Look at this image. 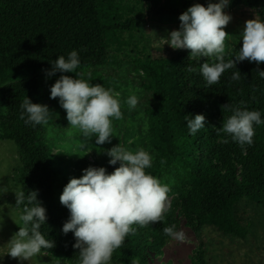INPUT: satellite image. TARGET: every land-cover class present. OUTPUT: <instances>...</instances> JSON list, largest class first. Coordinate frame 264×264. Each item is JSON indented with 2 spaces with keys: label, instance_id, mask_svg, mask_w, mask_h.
Instances as JSON below:
<instances>
[{
  "label": "trees",
  "instance_id": "16d2710c",
  "mask_svg": "<svg viewBox=\"0 0 264 264\" xmlns=\"http://www.w3.org/2000/svg\"><path fill=\"white\" fill-rule=\"evenodd\" d=\"M142 1L146 16L141 12H127L120 1L0 0V101L20 107L29 97L33 103L46 104L52 111V106L45 103L50 94L44 92L38 72L52 69V63L59 56L67 58L73 50L78 52L81 62L77 72H82L85 79L90 75L92 84L100 83L112 89L119 88L123 80L119 74L122 65L118 57L127 53L144 55L146 59L138 64L152 74L140 83L151 98L146 106L156 150L151 174L157 176L172 168L179 181L189 182L190 187L181 190L180 198L191 227H195L197 219L199 224L213 226L223 234L246 237L250 225L242 222L236 206L248 198L264 208V123L254 125L255 135L249 145L248 176L244 182L236 173L220 169L207 155H199L198 150L203 145L204 136L222 134H217L208 125L213 112L234 114L235 108L257 110L264 121L262 78L258 72H253L256 68L264 71V64L245 61L238 80L208 85L183 54L152 57L149 42L140 29L146 17L180 16L196 0H182L179 4L173 0ZM239 5H245L264 17V0H231L228 8ZM61 75L76 76L75 73L60 72L53 76L59 78ZM225 105L228 107L223 110ZM197 114L206 117V126L193 135L185 116L194 118ZM54 122L51 113L49 124ZM25 128L22 123L18 130L13 127L6 132V136L13 139L24 136ZM45 141V125H35L32 134L25 139L32 152L29 163L36 169L34 179L38 200L47 210V220L64 224L70 212L67 208L62 209L55 199L54 185L60 179V171L55 167L51 149ZM24 194L27 197L29 192ZM134 227L136 233L126 237L112 260L121 264H131L134 257L140 262L145 260L148 233L138 225ZM62 234L66 248L70 237ZM196 264L207 262L202 257Z\"/></svg>",
  "mask_w": 264,
  "mask_h": 264
},
{
  "label": "rangeland",
  "instance_id": "374dc122",
  "mask_svg": "<svg viewBox=\"0 0 264 264\" xmlns=\"http://www.w3.org/2000/svg\"><path fill=\"white\" fill-rule=\"evenodd\" d=\"M120 1L127 12H141L146 16V6L142 0H106ZM182 0H173L179 4ZM209 0H196L195 3H202L207 6ZM218 2V0H213ZM233 19L225 28L229 37L225 41V61L235 58L239 48L242 47V31L245 22L254 19L256 14L264 20L257 11L239 5L234 8H226ZM179 16L171 14L151 15L146 17L140 29L149 42V52L152 57H166L173 54H183L190 63L199 70V77L206 81L200 71L203 62L210 64L214 58L191 57L190 51L186 49H173L164 43V38L171 31L179 30ZM144 55L123 54L118 57L122 65L119 74L123 77L119 88L115 89L121 93V110L123 119L114 120V136L111 143L96 145L95 137L88 142L85 148H81L84 140L78 129L70 126L67 120V113L61 107L59 98L51 99L48 96L45 103L52 106V113L55 122L45 126L46 145L51 149V156L54 165L60 171V179L54 185L55 199L62 209H66L60 203V195L71 178H80L83 170L89 166L105 167L111 174L116 165H111L106 152L108 149L122 143L130 150L144 148L153 159L155 158V147L149 127V120L146 113V106L151 98L145 93L140 83L151 77V72H146L138 61L144 60ZM116 67V66H115ZM245 61L237 64V67L226 70L219 83H228L231 75L243 70ZM119 69V66H117ZM51 69H41L38 72L40 81L43 84L45 93L50 94L51 86L57 79L54 76H47ZM264 87V78H262ZM138 96V105L130 109L126 101L130 95ZM22 109L15 104H6L0 101V264H78V249L73 245L76 243L74 234L69 232V246L63 245L62 229L64 224L54 223L47 220L41 225V233L46 239L54 240L55 247L42 249L41 253L30 261H19L7 256V243L24 226L20 217L23 214V207H16V194L18 190L29 192L37 190L35 182L36 169L29 163L32 152L26 137L32 134L33 124H25V135L17 138H9L6 132L13 127L17 130L24 120L20 119ZM141 113L143 115H141ZM233 114L213 112L208 125L211 129L222 128L224 121ZM27 118V117H25ZM51 129V131H49ZM28 131H31L29 134ZM221 135L203 137V145L199 148L198 154H205L210 157L213 163L223 171L236 173L238 178L244 182L248 176L249 145L241 146L233 141L231 135L221 131ZM24 139V141H22ZM24 142L27 144H24ZM26 153V156H23ZM151 174V169L146 170ZM162 183L170 187L169 206L160 222L149 224L145 227H138L148 233L146 240L144 264H196L204 257L207 264H264V208L248 198L240 201L236 206V213L244 224L250 225V233L246 237H239L231 234H223L216 228L206 224H199L195 219V227H191L181 207L180 192L183 188H189V182H181L176 177L175 169L169 168L155 176ZM26 188V189H25ZM175 225V231H183L185 240L179 241L164 234L166 226ZM30 224L28 227L30 228ZM74 256V257H73ZM111 264H121L111 260Z\"/></svg>",
  "mask_w": 264,
  "mask_h": 264
},
{
  "label": "clouds",
  "instance_id": "9594fccd",
  "mask_svg": "<svg viewBox=\"0 0 264 264\" xmlns=\"http://www.w3.org/2000/svg\"><path fill=\"white\" fill-rule=\"evenodd\" d=\"M230 3L231 0H209L207 6L194 3L179 16V30L162 37L164 43L173 49L189 50L191 57L214 58L211 64L205 61L200 68L208 85L219 83L222 74L237 67L240 62L264 64V20L257 14L254 19L245 22L241 33L242 47L235 58L225 61V41L229 37L225 28L233 19L225 9ZM80 63L76 50L71 51L67 58L59 56L52 63L47 76L57 72L75 73L76 76L61 75L50 88V98H59L70 126L82 134L81 148H85L93 137L96 145L111 143L114 120L124 118L121 93L100 83H90V75L85 79L82 72H77ZM253 72L264 78V71L259 68ZM240 75L241 72L237 71L231 79L238 80ZM138 102L135 92L126 101L130 109H135ZM227 107L222 106V109ZM20 108V119L25 124H49L52 111L48 105L33 103L27 97ZM233 112L222 128H217V134L222 131L241 146L251 145L255 135L254 125L264 123L260 111L235 108ZM185 120L193 135L206 126V117L202 114L194 118L185 116ZM106 154L111 158L109 163L116 165L119 162V167L109 174L105 167L89 166L80 178H71L60 195V203L70 212L62 231L65 235L69 232L74 234L76 243L73 247L79 250L78 264H111L114 252L123 246L126 237L136 233L134 225L145 227L160 222L168 210L171 189L146 172L153 166V157L148 151L142 147L133 151L120 143L108 149ZM15 194V208L24 206L20 217L24 226H20L6 244V255L21 262L30 261L42 249L54 248L55 242L46 239L40 231L41 225L47 222V210L38 200V191L31 190L27 197L22 190ZM163 232L176 240H185L184 232L175 231V225L166 226ZM131 264H140V259L134 257Z\"/></svg>",
  "mask_w": 264,
  "mask_h": 264
}]
</instances>
